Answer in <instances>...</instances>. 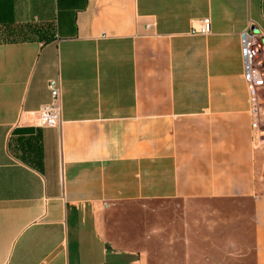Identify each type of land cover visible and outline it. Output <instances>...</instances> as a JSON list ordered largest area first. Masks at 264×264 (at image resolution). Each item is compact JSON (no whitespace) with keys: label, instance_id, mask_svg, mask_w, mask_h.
Instances as JSON below:
<instances>
[{"label":"crops","instance_id":"obj_1","mask_svg":"<svg viewBox=\"0 0 264 264\" xmlns=\"http://www.w3.org/2000/svg\"><path fill=\"white\" fill-rule=\"evenodd\" d=\"M248 28L264 49V0H0V264H264Z\"/></svg>","mask_w":264,"mask_h":264},{"label":"built area","instance_id":"obj_2","mask_svg":"<svg viewBox=\"0 0 264 264\" xmlns=\"http://www.w3.org/2000/svg\"><path fill=\"white\" fill-rule=\"evenodd\" d=\"M212 31L211 20L204 19L193 35L207 36ZM243 58V78L248 86L254 109L257 106L259 93L264 88V64L262 62L263 46L260 35L248 28L240 37ZM51 102L39 111L41 124L46 127H57L62 124V82L60 79L48 83Z\"/></svg>","mask_w":264,"mask_h":264},{"label":"rangeland","instance_id":"obj_3","mask_svg":"<svg viewBox=\"0 0 264 264\" xmlns=\"http://www.w3.org/2000/svg\"><path fill=\"white\" fill-rule=\"evenodd\" d=\"M195 206H197L198 208V213L199 214H203V215H206L208 214V202H198L195 204ZM182 205L181 204H177L176 205V209L178 212H181L182 209H181ZM153 213H150L149 215V223H150V226L151 224H156V220H157V216H156V213H155V205H154V208L151 207ZM201 250H199L197 252V256L194 258V260L192 261H188L186 260V257L183 256V255H177V256H174V260H172L173 257H169V256H163V255H160V258H161V261L158 260V254H157V251H156V247H152V249H150V255H149V262L148 264H208V254H207V249L208 247H201L200 248ZM164 260V261H163ZM108 264H113V263H108Z\"/></svg>","mask_w":264,"mask_h":264}]
</instances>
